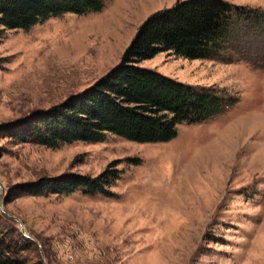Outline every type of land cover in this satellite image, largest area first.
<instances>
[{
	"label": "rangeland",
	"instance_id": "obj_1",
	"mask_svg": "<svg viewBox=\"0 0 264 264\" xmlns=\"http://www.w3.org/2000/svg\"><path fill=\"white\" fill-rule=\"evenodd\" d=\"M175 1L107 0L27 30L0 25V124L93 84L140 24ZM225 1L264 9V0ZM242 49L222 59L168 50L138 63L233 100L207 121L179 124L168 141L109 134L52 149L0 132V229L33 241L23 254L43 264H264V51L250 60ZM112 161L121 170L112 195L17 196L42 177L95 176Z\"/></svg>",
	"mask_w": 264,
	"mask_h": 264
},
{
	"label": "trees",
	"instance_id": "obj_2",
	"mask_svg": "<svg viewBox=\"0 0 264 264\" xmlns=\"http://www.w3.org/2000/svg\"><path fill=\"white\" fill-rule=\"evenodd\" d=\"M106 1L0 0V25L27 30L63 13L100 11ZM237 48L248 49L250 60L264 51V9L225 0H177L151 13L120 61L93 84L20 121L0 124V132L17 142L52 149L102 141L109 134L137 142L168 141L177 135L179 124L207 121L233 100L222 88L187 84L138 63L168 50L190 59H222L232 53L241 58ZM120 173L116 161L95 176L66 171L19 186L17 196L68 195L77 190L112 195L109 187ZM33 246L15 230L0 229V264H43L39 255L32 260L23 254L34 251Z\"/></svg>",
	"mask_w": 264,
	"mask_h": 264
}]
</instances>
